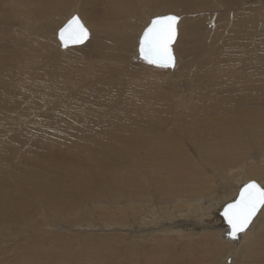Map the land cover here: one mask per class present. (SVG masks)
Listing matches in <instances>:
<instances>
[{"label":"rangeland","instance_id":"rangeland-1","mask_svg":"<svg viewBox=\"0 0 264 264\" xmlns=\"http://www.w3.org/2000/svg\"><path fill=\"white\" fill-rule=\"evenodd\" d=\"M0 1V17L9 16L8 12L12 11L32 20L28 27L22 26L20 21L13 24L0 20V41L7 44V50L0 46L3 49L0 80L6 79V85H0V130L2 126L8 127L6 132L0 133V147L5 148L6 156L18 161L10 164L0 156V192L4 191L0 204L10 208L13 204L11 194L15 193V206L21 202L22 193L31 190L35 197V203H32L36 206L35 218L28 215L32 212L29 210L18 219L12 214L13 225L0 229V264H264V225L245 236L240 243L243 250L242 247L232 249L230 242L221 240L218 234V230L224 228L221 222L216 225L218 232H212L218 234L217 241L214 238L211 242L206 241L202 239L203 234L169 235L171 237L161 241L153 240L152 236L140 240L129 236L131 221L129 216L121 215L122 209L126 208L143 212L147 208V197L150 202H157L158 197H168V200L176 197L178 202L184 200V195H153L157 185L149 186L150 180L155 183L161 174L176 172L180 166L184 176L198 177L195 186L210 181L212 187L209 185L204 190L216 200L228 182L239 184L243 179H264V173L249 178L241 172L244 167L250 169L254 163L250 160L258 155L253 154L254 151L264 152V0H199L169 7L164 5L165 0L156 4L145 0H118L120 9L124 13L129 10L131 15L125 19L116 18L124 27L122 21L129 22L132 34L126 35H113L107 29L115 24V20L103 12L110 4H101L99 0ZM54 4L62 6H56L54 10L50 6ZM87 6L90 7L89 15L94 16L88 18L81 13ZM167 10L171 11L167 13ZM147 12L153 16L172 14L181 17L173 44L178 62L172 72L142 64L136 59L138 33L147 22ZM72 14L79 15L90 36L79 47L62 48L56 33ZM47 23H50L48 28L45 27ZM34 31H39L42 46L59 55L75 54L79 59L74 58L71 70L78 67L80 72L72 74L74 80L67 82L65 79V87L55 84L44 98L47 102L42 101L44 91L41 90L31 95L38 96V101L25 98L14 102L7 97L12 91L11 94L17 92L11 84L25 83L33 87L42 82H33L39 77L37 71L31 80L27 77L30 69L28 74L16 72L13 65L19 58L17 63L23 66L25 50L18 49V45L15 50L7 41L18 38L17 43L21 41L25 46V42L32 43L33 39L23 34L31 32L34 35ZM119 37L121 39L115 40L120 43L118 49L116 42L111 40ZM114 48L117 51L113 52ZM47 52L44 57L40 55L44 60L38 66L54 63L51 53ZM108 53L113 58L112 69L85 66L84 61L106 60ZM29 59L33 61L34 57L25 58L31 63ZM36 65L31 64V68ZM68 66L62 64L60 67ZM71 70H66L67 74ZM78 73L88 76L77 83ZM168 73L178 76L180 84L184 85H172ZM96 76L110 81L113 94H104L101 85L92 89L93 83L89 80ZM110 76L111 79H107ZM61 79L56 78L57 82ZM129 84H135L131 85L135 88L130 90L131 93ZM67 88H73L72 93ZM81 88L85 91L80 93ZM251 96L257 101L256 108L245 106ZM238 100L242 103L234 102ZM182 103L189 104L186 111L182 110ZM106 105L113 112V120L104 124L107 115L102 113V108ZM15 107L19 108V118L14 113ZM51 107L53 112L59 113L58 119L65 116L64 123L53 119L48 112ZM77 115L82 118L78 119ZM136 124L145 126L139 134L134 129ZM148 125L151 130L147 129ZM211 125L214 127H209ZM153 132L156 134H149ZM143 139L147 140L144 142ZM22 148L27 152H21ZM110 152L119 155L112 156ZM106 157L119 160L133 180L135 175L146 179L147 191L139 187L141 184L131 186L139 193L145 192V196L128 197L122 191L121 198L114 196L111 199L112 205H118L120 209L118 216H111L109 214L117 212L115 206L105 203L97 211L90 204L89 200L96 196L94 190L87 196L89 200L76 194H57L70 191L75 180L86 185L91 177H97L99 170L105 169L100 162L115 163ZM123 176L98 177L101 181L116 180L110 187L113 190L120 187L129 190V182L123 180ZM85 188L88 190L89 186ZM176 188L183 192L180 186ZM204 190L190 195L189 199L191 196L201 199L206 193ZM64 199L75 200V203L66 206ZM214 216L220 220L219 216ZM20 218L25 221L21 223ZM131 218L134 219V215Z\"/></svg>","mask_w":264,"mask_h":264},{"label":"bare ground","instance_id":"bare-ground-1","mask_svg":"<svg viewBox=\"0 0 264 264\" xmlns=\"http://www.w3.org/2000/svg\"><path fill=\"white\" fill-rule=\"evenodd\" d=\"M57 1L63 3L66 0H57ZM95 1L98 2V0H94V2ZM145 1L147 3H149V4H151V3L152 4H156V3L161 2V1H164V0H161V1L160 0H145ZM194 1H199V0H165L164 1V5H166L167 7H169V6H178V5L190 4L191 2H194ZM99 2L101 4H103V3H105V4L109 3L110 4V5H108L107 10L105 9L103 12L106 15H108L109 17L110 16H113V19L115 20V24H118L119 26L121 25L120 20L118 22V20L116 18H118V19L119 18H124L125 19V17L126 18L127 17L129 18V15H130L129 14V10L126 13H124L125 11H123L122 9H120V6L118 5V0H103V1L102 0H99ZM0 3H1V1H0ZM50 6L54 10H56V6H58V8H59L62 5L61 4H59V5L56 4V6H55V4H54V5H50ZM46 9H48V8H46ZM83 9H81L82 10L81 13L83 15H87L88 18H89V16H94V14H92V13H90V15H89V11H90V7L89 6H87L86 8H83ZM170 11L171 10H167V13L170 12ZM11 12L12 11L8 12L9 13V16L2 15L0 17V20H3L4 19L3 21H6V22H9L10 21L9 23H13V24L16 21H20L22 23V26H24V27H28L29 24L32 22L31 19H29L28 17H25L26 15L25 16H22V14H21V15L17 16L15 13H11ZM78 12H80V10ZM145 14L148 15V19H147V22L139 30V33H138L139 36H140L142 30L144 29L145 25L150 21V18L153 16L152 13H148L147 12ZM18 19H21V20H18ZM53 20H58V18L57 19H53ZM134 20H136V19H134ZM121 21H122V19H121ZM115 24L112 25L111 27L107 28L112 33H114L113 35L132 34V32L129 31L130 24H129L128 21H126V22H124V20L122 21V24H124L126 27H124L122 25L120 27H118ZM45 27L46 28L50 27V23H47ZM177 28H178V25H177ZM117 29L119 31H117ZM135 29H136V27H135ZM122 30H123V32H122ZM30 33L31 32H28V33H24L23 34L24 37H26L28 39H30V38L33 39V42L32 43L25 42L26 43L25 46L24 45H21V41L19 43H17V39L18 38L9 39L7 42L10 45H13L12 46L13 49H15L17 47V45H18V49L25 50V55H24L25 58H33L34 57L33 61L31 59H29V60H31V63H30V61L27 62V60H25V58H22V61L21 60L20 61L22 62V65L23 66L20 67L19 62L17 63V61L19 60V58H18V60L14 63V65L13 64L12 65H13V67L15 66L16 72H24L25 71V73L28 74L27 73V70L30 69L29 70V75H27V77L30 78V80H31V77H35L36 73L38 72L37 75L39 77H35L33 82H39L38 80H40V82H42V83L41 84L39 83L38 85H33V87L30 86L29 84H25V83H24L25 85L24 84H20V85H18V84H16V85L15 84H11L10 86L13 85L14 86L13 89L15 91H17V92L11 94L13 92L12 89H11V91H12L10 93L11 95L9 94V96H7V97H11V100L14 101V102L22 101L25 98H27V100L38 101V96H36V97L31 96L32 94L35 93V91H38V90L44 91V94H42L41 96L43 98L42 101H46L44 98H46V95L49 94V91L54 88L55 84H61V87H65L67 85L68 80L72 78L71 77V76H73L72 74L76 73V71H79V69H77L78 67L77 68H73L74 69L73 71L71 70V67H73V65H71V64H73L74 58L79 59L75 54H72L70 52H66V53H64L62 55H59L56 52L51 51L50 48H47L45 46H42L39 43V37H40L39 31L35 32L34 35L33 34H30ZM29 36H31V37H29ZM120 37L119 38H113L111 40V42L112 41H115V40H118V39H121ZM138 39H139V37H138ZM106 40H107V43H109L110 38L109 39H106ZM48 43H49V41H48ZM116 45H117V48L119 49L120 43L119 42L118 43L116 42ZM0 46L3 49H5L6 46H7V44H5V43L3 44L0 41ZM1 47H0V54H3L2 53L3 49H1ZM6 50H7V48H6ZM48 50H49V52L52 55L51 58H53L52 61L54 63L53 64H50V65L47 63L48 65L38 66V64L41 63V62L43 63V60H44V59L41 60L40 55L42 54L41 55L42 57H44L45 55H48V52H47ZM115 51H117L116 48H114L113 52H115ZM236 51H237V49H236ZM33 54L35 56H33ZM101 54H103L102 51H101ZM18 55H20V54H18ZM103 56H104V54L102 55V57ZM106 56H108V57H106ZM106 56H105L106 57V60L105 59H103V60H99L98 59L95 62L94 61L93 62H91V61H84L85 59L84 60L80 59V60L84 61L85 66H88V67H92V66L95 65V66H98V67H101V68H105V69H112V66H113V62H112L113 61V58H111V54L110 53H108ZM136 59L140 63H142V64H147V63H145L144 61H142V60H140L138 58L137 47H136ZM34 60H36V62ZM177 60L178 59H176V65L175 66H177V62H178ZM10 61H12V60H10ZM75 62L77 63L79 61H75ZM3 63H4V60H3ZM35 63L37 65L36 66H33L31 68V64L35 65ZM62 64H67V65H70V66H68L69 68L68 67H60ZM3 65L6 66V64H3ZM7 66H9L8 63H7ZM109 67H111V68H109ZM3 68H5V67H3ZM69 69L71 70L70 71V74H67L68 71H66V70H69ZM174 69H175V67L174 68L164 69V70H166V72L167 71L172 72ZM218 70H220V69H218ZM7 71H8V69H7ZM106 72H107V70L105 71V73ZM103 73L104 72H102V70H101L100 76H102ZM54 75H57V76H54ZM77 75H79L78 80H76L77 83H79L78 81L85 80L86 77L88 76V74H83V73H81V74L78 73ZM168 76L171 77L169 79V81L172 83V85H174V84H178L180 86H183L184 85V84H180L181 79H179V77L176 76V75H174L173 73H168ZM58 77L62 78L61 79L62 80L61 82H57L58 79L56 80V78H58ZM96 77L97 78H94L93 77L92 80H89V82L92 81V83H93L92 89L94 90V89H96V86L101 85L102 86V92L104 94H113L114 91H113L111 85H109L110 84V81H105L106 78H101L100 79L98 76H96ZM65 79H66L67 82H65ZM74 79H71V80H74ZM107 79H111V76L110 77H107ZM5 80L4 79L3 80H0V85H6V84H4L5 83ZM21 81L24 82V80H21ZM217 81H218V79H217ZM125 84H128V82L125 81ZM131 85H135V84H129V93L132 92V91H130L132 89ZM23 86H25L26 88L25 89H22ZM86 88H88V87H86ZM71 89H73V88H67V91H69V92L72 93L73 90L71 91ZM134 89L135 88H133L132 90H134ZM82 90H84V89L81 88L80 93H81ZM80 93H79V95H80ZM19 95L22 98H20L18 100L17 96H19ZM130 98L131 97H129V99ZM183 100H181V101H183ZM230 100H232V99H230ZM234 102L242 103V101H240V100L234 101ZM256 102L257 101L255 100V98L253 96H251L250 97V102L248 104H245V103H243V104H245V106H247L248 108H250V107L256 108V107H254V106H256ZM188 105H189L188 103H182V107L184 106V109H182V110L183 111H186L187 108H188L187 107ZM108 106L109 105H106L105 107L102 108V113H104V114L107 115V117L104 118L105 119L104 120V124H106V123H108V122H110V121L113 120V118H112V116H113L112 113L113 112H111L109 110V107ZM237 107H240V106H237ZM237 107H235V108H237ZM18 111H19V108L15 107L14 108V113H16V116L19 118ZM53 111H54V109H52V107H51V110L48 111L51 114V116L53 115V119H55L56 121L59 120L58 123H64L62 121V119L65 116L59 117L60 119H58L57 116H59V113L53 112ZM197 116H198V114H197ZM203 117H205V116H203ZM77 118L78 119H81L82 116L77 115ZM4 127L5 126H2V129L0 130V133H1V131L6 132L8 130V127H5V128ZM143 127H145L143 124L142 125L136 124V126H135L134 129L139 134V133H141L144 130ZM146 127H147L148 130H151L150 127H149V125L146 126ZM209 127H214V126L211 125ZM109 129L110 128L108 127L107 130L109 131ZM149 134H156V132L149 133ZM254 137L257 138V135H254ZM254 137H251V139L253 140ZM0 138H1V136H0ZM145 140H147V139H143L144 142H145ZM144 142L141 141L140 143H144ZM21 150H22L21 152H23V151L27 152V150L24 149V148H22ZM4 151H6L5 148L1 146L0 147V156L4 157L6 160H8L10 162V164L17 163L18 162L17 160H15V159L13 160L12 158H9L8 156H6L4 154ZM110 153L112 154V156H118L119 155V153H116V152H110ZM253 154H255V155L258 154L257 156L254 155L255 157H251L250 158V160L254 161V163H253L254 165L253 164L250 165V169H248V168L246 169V167H244L241 170V172H243V174L246 177H249V178L256 177L255 176L256 173H258V175L264 173V152L263 153H260V151H254ZM106 158H111V157H106ZM111 159L114 160V161H110V162H115V163H113V164H107V163H104V162H106L105 160H104V162H100V164H102V166H104L105 169L99 170V172H98L97 175L98 176H102V179L103 178H106V177H110L111 178L113 175H118V176H120L122 178V175H124L123 176V180L129 182V190L124 189V187H120V188H117V189H114L113 190L110 187L113 186V183H115L116 180H113V181H111V180H104L103 181L102 180L101 181L100 177L97 176L98 177V179H97L96 176H93V177L90 178V181L86 185H83V182L82 181L75 180V183L72 186V189L70 191H66V192L59 191L57 194H60V195H65V194L72 195V194H76L78 196L79 195L82 196L85 200H89L87 198V196L89 195V193H90L91 190H94L96 196L89 200L90 204H92V206L94 205L95 206V209L97 208V211H100L98 209L99 206L100 205H103L105 203L106 204H109L111 206H115L114 208H115V210L117 212H115L114 214L111 213L109 215H111V216L117 215L118 216V213H119L120 209L118 208V205H112L113 200H111V199H113L114 196H116L118 198H121L122 197V195H121V192L122 191H123V193L125 195L127 194V196L128 195H136V198L138 196H140V195L141 196H145V194H146L145 192L139 193L138 192V189H134L133 190L131 188V186L132 185H136V187H138L137 185L141 184L139 187L142 188V189H144L145 191H147V184H146L147 183V180L144 179V178H142V177L139 178L140 176H138V175H135V177H134L135 180H133V178L129 176V172H127V171L124 170L126 168L123 165L119 164L120 163L119 160L113 159V158H111ZM107 161H109V160H107ZM180 168H181V166L179 168H177V171L176 172L175 171L166 172V169L164 168L163 171L166 172L167 175L161 174V176H159L158 180L155 183H152L151 180H150L149 186H152L153 184L154 185H157L156 186L157 189H154V192L155 193L153 192V195L154 194H164V195L167 194V195H173V196H177V197H179L181 195H184L185 196V199L182 200V201H180V202H178L177 201L178 199L176 197L173 200H171V199L168 200L167 199L168 197L165 198V199H162V198H159L157 196L158 197V201L157 202H155L154 200H152L150 202L149 197H147L146 202H145V203H147L145 205V207L147 206V208L143 212H140L139 213V211H135L133 208H129V209L126 208L125 210L122 209L121 215L123 217H128L129 216V219H130L129 221H131L130 222L131 225L129 226V236H131V237L132 236H135L137 239L139 238L140 240L141 239L144 240L146 238H150L151 239V236H152L153 237L152 238L153 240H157V241L159 240V241H161V240H164V238L171 237V236L181 237V236H186L188 234L193 235V236H197V235L203 234L202 239H205L206 241L209 240V242H211V239H213V238H214L215 241H217L218 234H219L221 236V240L230 242L231 243L230 246L232 247V249L233 248L236 249V248L242 247L240 245V243L242 242V240L245 238V236L247 234H249L251 232H252L251 234H253V231L255 230V228L257 226L258 227L259 226L261 227V226L264 225V221L261 219L262 215L264 216V209H262L254 217V219H253L252 223L249 225L248 229L245 232L241 233L239 235V237H238L237 240L230 241V240L226 239L225 236H224V234L227 231V229L225 227V224H223L224 223L223 222V219L219 216V212H220L222 206L225 203L230 202L231 200H233L237 196L238 190L241 187V185H243L244 183L248 182L249 180L248 179L247 180H244L243 179V181H240L239 180L240 181L239 184H237V182L234 183V182H228L227 181L228 182V185L223 189V192L221 194L218 193V197H220V198L217 197L218 200H216V197H214V195H208L207 192L204 190V187L207 190L209 185H210V188L212 187V184H209L210 181H208V182L204 181L205 183H203L202 186H200V185L195 186V184L197 183V181H199L198 180V177H191L189 175L188 176H184L185 172H183V169H180ZM178 177L180 179H178ZM259 177L261 178L263 176L261 175ZM221 178L223 179L224 176H221ZM254 181H256L257 183H259L261 186H264V179H262V181H259V179L254 180ZM85 186H89V189L87 190L85 188ZM176 186H180V190L183 191V192H185V193L180 192L176 188ZM213 189H215V188H213ZM203 190L206 193H205V195H201V199L193 198V196H191V198L189 199V196L190 195H196L199 192L201 193V191H203ZM3 193H4V191H1L0 192V198H2ZM212 194H214V193H212ZM22 197L23 198L21 199V202L19 204H16L14 206V201L16 199V194L15 193H12L11 194V201L13 202V204L10 206V208H12V209L6 207L3 204H0V229L1 228L4 229L6 227H9V226H12L13 225L12 224L13 221L10 218V216L12 214H14L13 216L16 219H18L19 216H22L27 210H29V211H32V212H30L28 215L30 217L34 215V218H35L36 206L33 204V203H35V197L32 195L31 190L29 192L22 193ZM169 198H171V196ZM119 202H121V201H119ZM73 203H75V200H72V199H64L63 200V204L66 205V206H70ZM131 212H132V214H131ZM131 215H134V219L131 218ZM214 215L219 216L220 217V220L218 218H215ZM213 216H214V218H213ZM19 220H20L21 223H23L25 221L23 218H20ZM220 222L222 223V225H223L224 228L219 229L218 230L219 232H218V231H216V225H221ZM209 228H212V229H209ZM219 228H221V227H219ZM213 231L218 232V234L212 233ZM169 235H171V236H169ZM243 244H245V242ZM242 249H243V247H242ZM228 250H229V248H228ZM144 252H145V250L143 249V253ZM242 252L243 251H241V253ZM232 254H233V251H232ZM233 256H234V254H233ZM222 261H225V259H223Z\"/></svg>","mask_w":264,"mask_h":264},{"label":"snow or ice","instance_id":"snow-or-ice-1","mask_svg":"<svg viewBox=\"0 0 264 264\" xmlns=\"http://www.w3.org/2000/svg\"><path fill=\"white\" fill-rule=\"evenodd\" d=\"M181 17L172 14L154 15L145 25L138 42V58L161 69L174 68L176 58L173 44ZM90 32L79 15H72L58 30L62 47L80 45L89 39ZM264 209V186L256 181L244 183L238 195L222 206L220 215L228 226L227 235L235 240L245 232L253 218Z\"/></svg>","mask_w":264,"mask_h":264},{"label":"water","instance_id":"water-1","mask_svg":"<svg viewBox=\"0 0 264 264\" xmlns=\"http://www.w3.org/2000/svg\"><path fill=\"white\" fill-rule=\"evenodd\" d=\"M72 15H74V14H72ZM72 15H71V16H72ZM71 16H70V17H71ZM70 17H69V18H70ZM69 18H68V19H69ZM68 19H67V20H68ZM67 20H66V21H67ZM65 23H66V22H65ZM62 26H63V25H62ZM62 26H61V27H62ZM58 30H59V29H58ZM58 30H57V33H56V37H57V40L59 41V39H58ZM142 31H143V30H142ZM141 34H142V32H141ZM141 34H140V36H141ZM140 36H139V38H140ZM85 42H86V41H85ZM85 42H84V43H85ZM138 42H139V40H138ZM59 43H60V42H59ZM84 43H83V44H84ZM83 44H80V45H83ZM60 45H61V44H60ZM80 45H70L69 47L80 46ZM61 47H62V46H61ZM62 48H64V47H62ZM137 53H138V46H137ZM241 186H242V185H241ZM237 195H238V193H237ZM221 212H222V208H221V210H220V212H219V216L223 219V217L220 215ZM253 219H254V218H253ZM223 222H224V220H223ZM224 224H225V227H226V229H227V231H226L225 234H224L225 238L228 239V240H230V241H235V240H237V239L233 240V239H231V238L228 237V235H227V232H228V226H227V224H226L225 222H224Z\"/></svg>","mask_w":264,"mask_h":264}]
</instances>
